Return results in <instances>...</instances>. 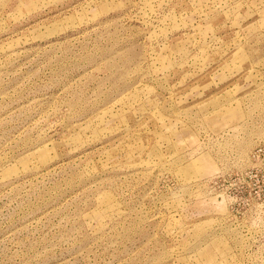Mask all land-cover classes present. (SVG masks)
<instances>
[{
  "label": "rangeland",
  "instance_id": "374dc122",
  "mask_svg": "<svg viewBox=\"0 0 264 264\" xmlns=\"http://www.w3.org/2000/svg\"><path fill=\"white\" fill-rule=\"evenodd\" d=\"M0 264H264V0H0Z\"/></svg>",
  "mask_w": 264,
  "mask_h": 264
}]
</instances>
